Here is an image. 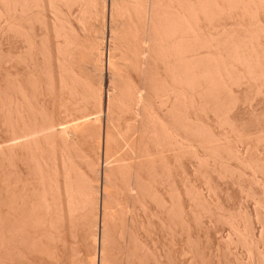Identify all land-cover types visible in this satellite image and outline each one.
<instances>
[{
    "label": "bare ground",
    "instance_id": "1",
    "mask_svg": "<svg viewBox=\"0 0 264 264\" xmlns=\"http://www.w3.org/2000/svg\"><path fill=\"white\" fill-rule=\"evenodd\" d=\"M118 192L264 264V0H0V264H162Z\"/></svg>",
    "mask_w": 264,
    "mask_h": 264
},
{
    "label": "rangeland",
    "instance_id": "2",
    "mask_svg": "<svg viewBox=\"0 0 264 264\" xmlns=\"http://www.w3.org/2000/svg\"><path fill=\"white\" fill-rule=\"evenodd\" d=\"M104 81H105V79H104ZM107 84L109 85V82L107 81ZM153 109L154 110H156V107H155V105L153 106ZM126 117L128 116V115H125ZM123 119L125 118L124 116L122 117ZM91 120H94V118H92ZM90 120V121H91ZM89 121V120H88ZM100 122V130H101V133L106 129V126H105V124H104V122H102V120H100L99 121ZM98 122V123H99ZM88 122H86V124H87ZM79 127H81V126H79ZM105 127V128H104ZM115 131V130H114ZM114 131L112 132L113 134H114ZM116 133V132H115ZM102 135V134H101ZM114 136H115V134H114ZM102 138H103V136H102ZM102 139H100V142H104V140L103 141H101ZM118 138H116V140H115V142L117 141L118 142ZM84 141V140H83ZM82 141V142H83ZM91 143V141H85V142H83V144H84V149L85 150H87L88 149V145H89V143ZM114 142V143H115ZM117 142L115 143V144H117ZM85 143H86V145H85ZM100 145H103V143H101ZM103 146H101V148H102ZM115 147H117L116 145H114L113 146V149L114 150H116L115 149ZM112 149V150H113ZM114 150H113V154H114V156L115 155H118L117 153L119 152V149H118V147H117V152L115 151L114 152ZM88 151V150H87ZM86 151V152H87ZM101 151H102V149H101ZM87 154V153H86ZM89 154V153H88ZM122 154V151H120V153H119V155L118 156H120ZM117 156V157H118ZM172 168H173V166H172ZM162 173L163 172H161V173H159V174H161L160 176H161V179H160V177L159 178H157V181L156 182H158V179L160 180L158 183V185H157V183L155 184V186H154V182H153V185H152V182H151V186H152V189L153 190H155L156 188L157 189H161V190H158V192L159 193H161L162 194V192H163V189H165L166 190V188H164V183L166 182L165 180H163V179H165V177H163L162 176ZM165 175V174H164ZM151 179V178H150ZM149 178H148V180H150ZM164 181V182H163ZM150 182V181H149ZM161 184V185H160ZM163 184V185H162ZM154 186V187H153ZM166 186V185H165ZM155 188V189H154ZM163 188V189H162ZM151 189V188H150ZM151 189V190H152ZM173 192V191H172ZM117 194H119V195H117ZM124 194V195H123ZM168 193H167V191H164L163 192V196H162V198L164 197L165 198V201L167 200L168 202H169V200H170V197H168V195H167ZM165 195V196H164ZM167 196V197H166ZM172 196H173V193H172ZM114 197H115V199H117L118 201H119V203L120 204H122L121 206L123 207V208H126V205H129V207L127 206V208L126 209H128L129 208V214L131 213V210L132 209H134V210H132L133 212L131 213V215L132 216H135V218L134 219H136V221L135 222H138V223H143V228H141V227H139V226H137V223H136V227H135V229H134V231H135V233L137 234V239H138V237H139V242H141V240H142V243H144L145 245H147V247H149V250H150V253L148 252V254H153V252H155V250L153 249L154 247H152V246H157V248H158V253H159V255H161V259H160V261H161V263L162 264H176V249H177V246H176V237H175V235H174V233H175V230L173 231V229L174 228H172V227H174V226H171L173 223H169L168 222V220H170V219H167L168 217H167V215H166V211H165V209H164V213H162L163 212V205L161 206V204L163 203H160V206H156V205H158V204H156V203H154L155 201L154 200H152L151 198H149V196H148V198H146L147 197V195L144 197L145 199H146V205L148 206V207H146V209H145V211L141 208V207H139V205L137 204H133V206L131 205V203L130 202H127V196H126V194L124 193V192H122V193H120V192H118V193H115L114 194ZM151 197V196H150ZM167 198H169V199H167ZM124 199V200H123ZM144 199V200H145ZM122 203H121V202ZM149 201V202H148ZM171 202V201H170ZM170 202H169V204H170ZM126 203V204H125ZM164 203H166V202H164ZM156 204V205H155ZM125 206V207H124ZM134 207V208H132V207ZM138 207V208H137ZM158 207V208H157ZM132 208V209H131ZM165 208V207H164ZM136 209V210H135ZM139 209V210H138ZM157 209V210H156ZM161 210V212H160V210ZM156 211V212H155ZM160 212V213H159ZM136 213H138V214H136ZM161 214V215H160ZM130 215V216H131ZM137 215H138V217H137ZM157 215H159V216H157ZM166 217V219L164 218V216ZM156 217V218H155ZM157 217H163V218H158L157 219ZM141 219V220H140ZM121 220V221H120ZM159 220V221H158ZM118 221V223H119V225L121 224V222H122V219H118L117 220ZM162 223H161V222ZM167 222V223H166ZM173 222V221H172ZM170 225H169V224ZM166 226H165V225ZM168 226V227H167ZM170 227V228H169ZM117 229V228H116ZM140 229H142V231L140 230ZM147 229V230H146ZM169 229V230H168ZM138 231V232H137ZM174 232V233H173ZM141 233V234H140ZM135 234V235H136ZM138 234H140V236L138 235ZM142 235V236H141ZM173 237V238H172ZM141 239V240H140ZM83 245H85L84 243H83ZM83 245H82V247H83ZM161 245V246H160ZM160 248V249H159ZM160 250V251H159ZM152 251V252H151ZM116 251H113V253H112V255H116ZM70 254V253H69ZM38 261L40 260V258L39 259H37ZM41 261H39V263H40Z\"/></svg>",
    "mask_w": 264,
    "mask_h": 264
}]
</instances>
